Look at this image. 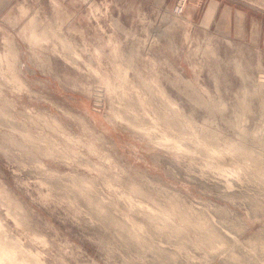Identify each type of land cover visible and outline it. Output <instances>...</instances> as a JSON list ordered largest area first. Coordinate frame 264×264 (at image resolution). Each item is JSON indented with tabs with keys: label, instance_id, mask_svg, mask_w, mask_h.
<instances>
[{
	"label": "rangeland",
	"instance_id": "obj_1",
	"mask_svg": "<svg viewBox=\"0 0 264 264\" xmlns=\"http://www.w3.org/2000/svg\"><path fill=\"white\" fill-rule=\"evenodd\" d=\"M191 1L118 23L93 0H0V223L27 263L264 264V5ZM135 93L181 148L127 122ZM132 186L166 213L129 208Z\"/></svg>",
	"mask_w": 264,
	"mask_h": 264
},
{
	"label": "bare ground",
	"instance_id": "obj_2",
	"mask_svg": "<svg viewBox=\"0 0 264 264\" xmlns=\"http://www.w3.org/2000/svg\"><path fill=\"white\" fill-rule=\"evenodd\" d=\"M109 42H111V40L109 41ZM113 45H115L114 43H112ZM74 56V55H73ZM89 67V66H88ZM90 67H92L91 69H93V71H95L94 70V68H93V66H90ZM119 69H120V67H119ZM125 75H126V73L125 72H123L122 73V75L121 76H123V77H125ZM104 78H106V76L104 77ZM128 79V78H127ZM127 79H125L124 78V81H127ZM107 85H110V83H108V82H105ZM157 83H152L151 84V86H155V87H153L154 88V91L153 92H155V93H159V95L161 96V99H159V100H161V101H164L167 105H169V107L170 108H175V109H177V106H176V104L171 100V99H169L167 96H166V94L164 93V91L162 90V88H160L158 85H156ZM129 86H131V87H133V88H136L137 87V85H135V83L134 84H132V83H130L129 84ZM122 94L125 96V95H127V94H129L126 90H123V92H122ZM136 94V96L137 97H133V98H130L129 97V99L127 98V99H124V98H122V97H119L118 98V101H122V100H132V102H130L129 103V105L127 106L128 107V109H129V111H131V113H130V119H126L127 120V122L129 123V124H131V125H134V126H139V127H141V129H143V127H144V124L142 123V122H145V119H150L152 122H153V124L152 125H149L148 126V131L146 132V133H148V134H152V132H155L156 131V129H158L159 128V131H160V139L162 140V141H166V142H173V144L177 147V148H181L180 146V144H179V142L181 141V139H186L187 137H182L181 135V131L180 130H178V129H176L175 127V125H176V123L174 124V122H170V121H168V120H170V118H169V116L167 117V116H163V115H161V114H157V111H156V109L151 105V103H150V100L149 99H147V97H145V95H143V94H139V93H135ZM142 96V97H141ZM153 101H154V99H153ZM156 101V100H155ZM151 102H152V99H151ZM154 103V102H153ZM120 104H121V102H120ZM121 106V105H120ZM125 107V106H124ZM126 110V109H125ZM138 110H140L141 112L139 113H137V111ZM121 113V112H120ZM124 113V112H123ZM177 113V112H176ZM179 115V114H178ZM181 115V114H180ZM167 117V118H166ZM141 118V119H140ZM121 120H123L124 118H120ZM136 119H140L139 120V122L138 123H136ZM164 119H166V120H164ZM168 119V120H167ZM135 120V121H134ZM159 121H161V122H159ZM151 122V123H152ZM159 123H161V125H162V127H160L161 125L159 124ZM127 124V123H126ZM13 125V124H12ZM160 125V126H159ZM15 128V127H14ZM162 128V129H161ZM59 129V128H58ZM62 133H64V131L63 130H60ZM143 131V130H142ZM196 131V130H195ZM139 132V131H138ZM194 132V131H193ZM59 133V132H58ZM154 134V133H153ZM156 134V133H155ZM175 134V136H172V135H174ZM66 135H68V134H66ZM65 135V136H66ZM152 136V135H151ZM197 136H199V135H197ZM23 137V136H22ZM66 138V137H65ZM67 139H71L70 137H67ZM66 139V140H67ZM151 139V138H150ZM153 139V138H152ZM13 140H15V139H13ZM156 140V139H155ZM189 140H191V141H195L196 142V140H197V137L195 136V135H191V138H189ZM70 141V140H69ZM68 141V142H69ZM76 141H78V140H76ZM76 141H73V142H76ZM161 141V142H162ZM33 142V141H32ZM70 142H72V139H71V141ZM69 142V143H70ZM79 142V141H78ZM157 142H159V141H157ZM181 142H183V141H181ZM186 142H188V141H186ZM77 143V142H76ZM193 143V142H192ZM72 144V143H71ZM79 144H80V142H79ZM166 144V143H165ZM198 145V144H197ZM77 146L78 145H73V147H71V149L70 150H72V152L73 153H76V152H78L77 151ZM94 147V146H93ZM92 146H91V144H90V149L91 150H96L95 148H93ZM184 147H186V146H184ZM45 148V150L47 151V152H51L52 151V154L54 153L53 151H55V148L54 147H52V148H48V147H44ZM74 148V149H73ZM194 148H196V147H194ZM210 149V148H209ZM214 149V148H213ZM57 150V149H56ZM213 151V150H212ZM188 152V151H187ZM214 153H215V156L216 157H222L225 153L224 152H220V151H217V150H215L214 149V151H213ZM46 153V152H45ZM72 153V154H73ZM79 153V152H78ZM182 153V152H181ZM208 154H210V153H208ZM76 155V154H75ZM183 155V154H182ZM188 155V154H187ZM66 159H68V160H70V162H71V159H74V157L72 156V155H68V154H66L65 156H64ZM107 157V156H106ZM62 159V158H61ZM79 161V160H78ZM78 164V163H77ZM111 164V163H110ZM112 165V164H111ZM38 166L41 168V169H43V171H45L47 174H53L54 175V173H57V171H54V170H50V169H46L45 167H44V164L42 163V162H39V164H38ZM116 164H113L112 165V168H113V170H116L115 168H116ZM39 169V168H38ZM95 169H100L99 167H95ZM103 170V169H102ZM104 174V173H103ZM108 174V173H107ZM123 174V173H122ZM66 175V174H65ZM68 175V174H67ZM57 176V175H56ZM117 178V177H116ZM126 179V178H125ZM123 180V179H122ZM126 180H129V179H126ZM120 181V180H119ZM130 182H131V180H130ZM83 185V184H82ZM92 185V184H91ZM108 185V184H107ZM111 185V184H110ZM131 185V184H130ZM64 186V185H63ZM106 186V185H105ZM116 186V185H115ZM123 186V185H122ZM121 186V187H122ZM127 186V185H126ZM136 186V185H135ZM72 187V186H71ZM88 187V186H87ZM92 187H94V186H92ZM129 187V186H128ZM88 188H90V187H88ZM69 189V188H68ZM74 189V188H73ZM87 189V188H86ZM70 190V189H69ZM89 190V189H88ZM93 190V189H92ZM98 190V189H97ZM120 190V189H119ZM133 190H136V188H134L133 186L132 187H130V191L129 192H127V193H124L123 195H122V197L123 198H125V200L128 202V204H129V208H131V209H134L135 208V210L136 211H138V213H140L143 217H145V218H147V219H151V220H154L156 217H159V215L161 214V212H165L166 213V211L165 210H162V209H160L159 208V204L160 203H156V205H157V209H158V211L157 210H155V208L154 207H156V206H152L151 204H150V202H147V199L149 200V201H151L153 198L151 197V196H148V192L146 193V191L144 192V191H142V190H139V194H140V196H142L143 198L142 199H136V197L138 196L137 194H133ZM83 191V190H82ZM78 192V191H77ZM93 192V191H92ZM117 192V191H116ZM115 192V193H116ZM97 193V192H96ZM120 193V192H119ZM89 194V193H88ZM99 194V193H98ZM121 195V194H120ZM117 196V195H116ZM97 197H98V195H97ZM106 197V196H105ZM157 197V196H156ZM102 198V197H101ZM100 199V198H99ZM104 200H105V198H103ZM102 199V200H103ZM156 199V198H155ZM108 200V199H107ZM124 200V201H125ZM160 200V199H159ZM157 201V200H156ZM153 202V201H152ZM154 204V203H153ZM172 204V203H171ZM94 205V204H93ZM105 205V204H104ZM164 207V206H163ZM109 208V207H108ZM114 209V208H113ZM111 211V210H110ZM170 214V213H169ZM168 214V215H169ZM107 216V215H106ZM167 216V215H166ZM171 216V215H170ZM185 217V216H184ZM120 218H121V216H120ZM164 218H165V216H164ZM179 219V218H178ZM124 220V219H123ZM130 219L128 218V220L127 221H129ZM132 221V220H131ZM149 221V220H148ZM160 221V220H159ZM115 222V221H114ZM124 223H125V221H123ZM133 223V222H132ZM150 223V222H149ZM180 223H182V222H180ZM131 225H132V227H131ZM130 225V227L128 228V233H129V235H131L132 237H134V238H136L137 240H138V238H139V234H138V231H140L141 229H142V226H138V225H136V224H131ZM153 225V224H152ZM157 225V224H156ZM163 225V224H162ZM123 226V225H122ZM129 226V225H128ZM126 227V226H125ZM146 227V226H145ZM162 227V226H161ZM163 227H164V225H163ZM3 227H2V225H1V223H0V254L2 253V251H4V254H5V256L6 255H8L10 252H12L13 253V256L12 257H10L9 255H8V258H10V259H13L14 258V261L16 262V263H22V264H29V263H27V261L28 260H26L25 258H24V253L22 252V251H20V250H17V245H16V243H14L12 240H8V236L5 234V232L3 231V229H2ZM158 228V227H157ZM126 234V233H125ZM122 235H123V233H122ZM127 236V235H126ZM141 239V238H140ZM4 245H6V247H5V250L3 249V246ZM211 245V244H210ZM219 246V245H218ZM21 247V246H20ZM26 251V250H25ZM26 255V254H25ZM4 257V256H3ZM2 258V257H1ZM0 258V259H1ZM8 261V260H7ZM29 261L31 262V263H33V264H36L35 262H33L32 260H30L29 259ZM12 262H13V260H12ZM15 262H13V263H15ZM1 263V262H0ZM2 264H4V263H2ZM7 264H8V262H7ZM38 264V263H37ZM42 264V263H41Z\"/></svg>",
	"mask_w": 264,
	"mask_h": 264
},
{
	"label": "crops",
	"instance_id": "obj_3",
	"mask_svg": "<svg viewBox=\"0 0 264 264\" xmlns=\"http://www.w3.org/2000/svg\"><path fill=\"white\" fill-rule=\"evenodd\" d=\"M71 2V0H69ZM95 2V4L99 5V6H110L111 8V13L109 12L108 16L110 19H113L114 22H118V23H125L128 21H134L136 16H143L144 18L142 19H147V21H149L151 19L150 17V7H157L162 9L163 7H165L166 9H168V7L172 6V4L174 3L175 0H93ZM194 1V3L197 1H201L204 2L208 5H221L222 0L219 2L218 0H192ZM191 1V3H193ZM70 5H72V3H69ZM262 4L264 5V0H227V3H225V6L228 8L229 10V14H231V7L233 6H243V7H249L250 9H252L254 12H257L258 14H262V9L261 6ZM125 7V8H123ZM135 7H141L144 11V9H146V13L144 14V12H142V14L138 15L134 14L133 9ZM235 14L239 15V21H244L246 14L237 10H234ZM240 12V13H238ZM234 13V12H233ZM74 15L75 14H69L67 19H65L68 22L74 21ZM100 18V17H99ZM83 22L86 23V18L85 16L83 17ZM102 20V18H101ZM106 20V19H104ZM108 21V19H107ZM125 27H127V25L125 24ZM87 28H89L88 23H86V25L84 26L83 30H86ZM121 31H126L125 29L122 28Z\"/></svg>",
	"mask_w": 264,
	"mask_h": 264
},
{
	"label": "built area",
	"instance_id": "obj_4",
	"mask_svg": "<svg viewBox=\"0 0 264 264\" xmlns=\"http://www.w3.org/2000/svg\"><path fill=\"white\" fill-rule=\"evenodd\" d=\"M183 2H184V0H179L178 7L182 6Z\"/></svg>",
	"mask_w": 264,
	"mask_h": 264
}]
</instances>
